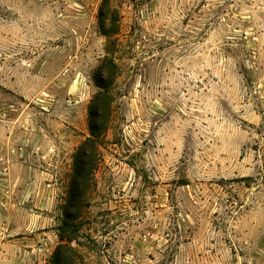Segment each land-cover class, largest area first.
<instances>
[{
	"label": "rangeland",
	"instance_id": "rangeland-1",
	"mask_svg": "<svg viewBox=\"0 0 264 264\" xmlns=\"http://www.w3.org/2000/svg\"><path fill=\"white\" fill-rule=\"evenodd\" d=\"M102 1L0 0V264H50L58 244ZM109 5L112 115L78 264H264V0Z\"/></svg>",
	"mask_w": 264,
	"mask_h": 264
},
{
	"label": "trees",
	"instance_id": "trees-1",
	"mask_svg": "<svg viewBox=\"0 0 264 264\" xmlns=\"http://www.w3.org/2000/svg\"><path fill=\"white\" fill-rule=\"evenodd\" d=\"M117 23V10L110 7L109 0H103L98 11V24L101 34L106 39V55L99 63L93 77L98 91L90 99L88 107L89 135L81 141L73 154L67 196L60 207L58 244L52 252L50 264H78L83 260L82 254L73 243H78L82 217L89 205L94 174L101 160V144L111 121L112 88L116 80L117 65L109 56V49L116 42Z\"/></svg>",
	"mask_w": 264,
	"mask_h": 264
}]
</instances>
